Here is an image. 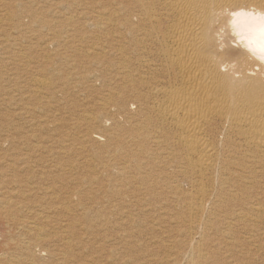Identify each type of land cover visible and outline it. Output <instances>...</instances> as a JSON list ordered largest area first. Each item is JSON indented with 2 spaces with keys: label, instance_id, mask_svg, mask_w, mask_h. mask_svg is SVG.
I'll list each match as a JSON object with an SVG mask.
<instances>
[{
  "label": "bare ground",
  "instance_id": "6f19581e",
  "mask_svg": "<svg viewBox=\"0 0 264 264\" xmlns=\"http://www.w3.org/2000/svg\"><path fill=\"white\" fill-rule=\"evenodd\" d=\"M79 5L90 54L51 32ZM241 10L264 0L0 1V264L76 257L140 219L163 251L146 264H255L264 59Z\"/></svg>",
  "mask_w": 264,
  "mask_h": 264
},
{
  "label": "rangeland",
  "instance_id": "374dc122",
  "mask_svg": "<svg viewBox=\"0 0 264 264\" xmlns=\"http://www.w3.org/2000/svg\"><path fill=\"white\" fill-rule=\"evenodd\" d=\"M0 1H2V2H4V1H8V0H0ZM87 1V0H86ZM86 6V5H85ZM85 6H81V5H79V6H72L71 8H70V10H73V12H72V14L74 13V11L76 10L77 12H78V15L77 16H73V18H71V19H69L68 21H62V20H58V18H60L58 15H56V14H52V18H56L55 19V21H51L50 20V18H49V20L48 21H50V22H52V24L53 25H51L52 26V29L53 30H51V32L52 33H54V29L56 30L55 31V33L56 32H58L56 35H60L59 37H58V39H59V42L61 41V43L63 44V46H65V48L67 47V45L68 46H71V49L73 48V47H75V45H76V47H77V52L79 51H81L80 53H86V51L89 49L90 50V47H91V45L90 44H93V43H91V42H95L94 40H96V31H94L95 29H94V27H93V25H91L90 26V24L88 23V21H90L92 18H93V15H94V12H93V10L92 9H88V8H86ZM88 7H90L89 6V4L87 5ZM80 9H79V8ZM85 9V11H84V9ZM61 11H62V9L61 8H59ZM87 9V10H86ZM80 10H81V12H83V13H81L80 12ZM89 10V11H88ZM80 12V13H79ZM86 12V13H85ZM88 12V13H87ZM91 13V14H90ZM81 14V15H80ZM88 14V15H87ZM55 16V17H54ZM81 16H83V17H81ZM91 16V17H90ZM81 17V18H80ZM89 17V18H88ZM87 19V20H86ZM89 19V20H88ZM78 20V21H77ZM85 21V22H83V21ZM58 21V22H57ZM62 21V22H61ZM54 22H56V27H55V23ZM58 23V24H57ZM75 23H77V24H79L80 26L78 27V25L76 26V24ZM80 23H82V24H80ZM62 24V25H61ZM64 24V25H63ZM74 24H75V26H76V28H75V26H74ZM5 25V28H3V29H6V27L7 28H10L8 25H6V24H4ZM4 25H3V27H4ZM62 29H60L59 28V30H58V26ZM66 25V26H65ZM81 25H82V28H81ZM65 28V30L66 31H64V29H63V27ZM74 26V27H73ZM88 26V27H87ZM55 27V28H54ZM72 29H71V28ZM90 27H91V29H90ZM79 28V29H78ZM75 29V30H74ZM90 29V30H89ZM68 30V31H67ZM74 33V35H73V33H71V31ZM79 32H77V31ZM46 30H41V32L40 33H44ZM62 31V32H61ZM90 31V32H89ZM69 32H70V34H69ZM85 32H87L88 34L86 35V33ZM94 32V33H93ZM46 33V35H50V32H48L47 33V31L45 32ZM63 33V34H62ZM83 33H84V35H83ZM89 33H91V34H89ZM83 36H82V35ZM0 35H1V33H0ZM65 35H66V37H65ZM71 35V36H70ZM73 35V36H72ZM78 35V36H77ZM95 36V38H92V37H94ZM39 38L42 36V35H37ZM80 36V37H79ZM88 36H89V38H90V36H91V38L90 39H92V40H90L89 38H88ZM46 37V36H45ZM71 37V38H70ZM78 37V38H77ZM87 37V38H86ZM35 38H37V37H35ZM62 38V39H61ZM77 40L79 43H80V47H79V44H77L78 42L76 41L75 42V40ZM79 38H81V39H79ZM89 39V40H88ZM40 40H42L41 38H40ZM66 41V43L64 42V41ZM69 40H70V42H69ZM73 40V41H72ZM88 40V41H87ZM83 41H85V44H84V42ZM31 42H33L34 44H35V49H38V50H40L37 46H36V43H35V39H33V41H31ZM68 42V43H67ZM72 42V43H71ZM73 42H75L74 44H73ZM65 43V44H64ZM61 44V45H62ZM67 44V45H66ZM72 44V45H71ZM83 44V45H82ZM82 45V46H81ZM88 45H89V47H88ZM18 46V45H17ZM34 46V45H33ZM73 46V47H72ZM87 46V47H86ZM13 47V46H12ZM12 47H7V48H9L8 50H12ZM78 48H82L81 50L80 49H78ZM85 50H84V49ZM74 49V48H73ZM87 49V50H86ZM64 50V49H63ZM9 52V51H8ZM88 52H90V51H88ZM86 53V54H90V53ZM80 59H82V58H80ZM75 62L77 63V60H75ZM76 94H73V96L72 95H70V96H72V97H76L77 98V96H75ZM78 96H80V94H78ZM80 98V97H79ZM78 99V98H77ZM51 110H53L52 108H50ZM138 220V219H137ZM143 223V224H142ZM137 224H138V226H137ZM146 224V222H145V220H143V219H140V220H138L137 222H135L134 223V226L132 227V229H133V231L134 232H137V231H139L137 234V236H131V237H126V240H124V241H122V240H118V239H116V236H115V232H110V233H112L111 235L112 236H110L109 235V240H104L103 242H101V241H96L95 240V238H93L91 235H89L88 233V235H86L85 237H83V241H85V240H87L86 238L87 237H90V239L88 240V241H86V242H89L90 243V245H87L86 247L85 246H83V248H80V249H76L75 251H74V253H75V256L76 257H74L72 254H70L69 256L68 255H63L64 254V251H65V249L64 248H61V250L60 251H63V252H61L62 254H60L59 255V257H58V259L59 260H57V261H55L54 262V264H66L68 261H70V262H72V260H76L77 261V263L75 262H72V264L74 263V264H146V259H148V255H151L149 258H151L152 259V257H153V259L155 258V253L157 254L158 252H160L159 254H163V251H158V250H161L160 248H158L157 246H158V240H159V237H158V233H160L159 232V229L157 230L156 228H154V227H152V225L150 224V225H147ZM142 226V227H141ZM146 229H148V230H146ZM121 230V231H120ZM118 232L119 233H123V230L122 229H118ZM150 234V235H149ZM127 235V234H126ZM148 235V236H147ZM158 239V240H157ZM127 240H130V242H128ZM134 241V242H133ZM145 241V242H144ZM156 241V242H155ZM155 242V243H154ZM257 242L258 243H261V242H259V241H254L253 243H255V244H252V247L251 248H253V247H255V245L257 244ZM131 243V247H129V245H126V244H130ZM123 246H125V250L122 248ZM251 246V245H250ZM95 247V248H94ZM128 248V249H127ZM131 248V249H130ZM84 251H83V250ZM112 251H111V250ZM148 249H149V251H148ZM156 249V250H155ZM128 250V251H127ZM260 250V251H259ZM258 251H257V255L256 256H254L253 257V260L254 261H256L255 262V264H264V248H263V250L262 249H259ZM95 251V252H94ZM145 251V252H144ZM94 252V253H93ZM104 252V253H103ZM149 252H150V254H149ZM153 252H154V255L152 256V254H153ZM79 253V254H78ZM130 253V254H129ZM148 253V254H147ZM101 254V255H100ZM158 254V255H159ZM79 255V256H78ZM146 255V256H145ZM63 256H65V257H63ZM161 256H163V255H161ZM72 257V258H71ZM80 257V258H79ZM94 257V258H93ZM99 257V258H98ZM145 259H144V258ZM260 257H261V259H260ZM143 259V260H142ZM110 260V261H109ZM136 260V261H135ZM144 261V262H143ZM64 262V263H63ZM110 262V263H109ZM133 262V263H132ZM254 263V262H253Z\"/></svg>",
  "mask_w": 264,
  "mask_h": 264
},
{
  "label": "clouds",
  "instance_id": "9594fccd",
  "mask_svg": "<svg viewBox=\"0 0 264 264\" xmlns=\"http://www.w3.org/2000/svg\"><path fill=\"white\" fill-rule=\"evenodd\" d=\"M236 18L246 17L249 24L250 36L245 37L241 35V40L244 41L245 46L254 55H258L261 59H264V12L256 11H244L233 13ZM238 19L233 20V25H237ZM239 34V33H238Z\"/></svg>",
  "mask_w": 264,
  "mask_h": 264
}]
</instances>
